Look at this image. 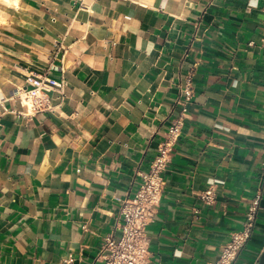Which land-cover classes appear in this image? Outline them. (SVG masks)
<instances>
[{
	"label": "crops",
	"instance_id": "1",
	"mask_svg": "<svg viewBox=\"0 0 264 264\" xmlns=\"http://www.w3.org/2000/svg\"><path fill=\"white\" fill-rule=\"evenodd\" d=\"M173 125L147 264L216 260L258 194L260 264L264 0H0V264H103Z\"/></svg>",
	"mask_w": 264,
	"mask_h": 264
},
{
	"label": "built area",
	"instance_id": "2",
	"mask_svg": "<svg viewBox=\"0 0 264 264\" xmlns=\"http://www.w3.org/2000/svg\"><path fill=\"white\" fill-rule=\"evenodd\" d=\"M29 83L33 90L28 93L32 101V107L37 111L48 109V92L51 87L58 84L46 77H32ZM185 101L188 103L193 96V88L190 81L182 89ZM186 107L183 108V112ZM169 139L158 149V155L152 161L149 170L142 175V185L136 196L125 201L122 209L123 223L120 226L121 236L115 239L113 235L105 237L101 245L100 258L103 264H147L149 260L147 227L153 222L156 207L160 204L165 181V171L171 156V145L177 139L178 127L173 125L169 130ZM264 154V143H263ZM264 165V163H263ZM202 199L212 203L216 199L211 190L204 193ZM261 195L258 194L247 209L246 221L240 231L230 235L218 258L209 264H234L241 251L251 239L252 232L257 222L260 209Z\"/></svg>",
	"mask_w": 264,
	"mask_h": 264
},
{
	"label": "water",
	"instance_id": "3",
	"mask_svg": "<svg viewBox=\"0 0 264 264\" xmlns=\"http://www.w3.org/2000/svg\"><path fill=\"white\" fill-rule=\"evenodd\" d=\"M260 264H264V252H263V254H262V256H261Z\"/></svg>",
	"mask_w": 264,
	"mask_h": 264
}]
</instances>
